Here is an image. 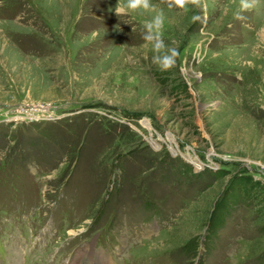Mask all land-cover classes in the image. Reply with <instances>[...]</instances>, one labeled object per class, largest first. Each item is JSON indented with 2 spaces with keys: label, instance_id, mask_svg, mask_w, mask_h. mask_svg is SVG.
I'll return each instance as SVG.
<instances>
[{
  "label": "rangeland",
  "instance_id": "374dc122",
  "mask_svg": "<svg viewBox=\"0 0 264 264\" xmlns=\"http://www.w3.org/2000/svg\"><path fill=\"white\" fill-rule=\"evenodd\" d=\"M116 2L0 0V264H264V0Z\"/></svg>",
  "mask_w": 264,
  "mask_h": 264
},
{
  "label": "clouds",
  "instance_id": "9594fccd",
  "mask_svg": "<svg viewBox=\"0 0 264 264\" xmlns=\"http://www.w3.org/2000/svg\"><path fill=\"white\" fill-rule=\"evenodd\" d=\"M161 3L168 10L178 9L185 13L191 9L203 7L202 0H161ZM256 3L257 0H239V11L236 13V19H243L242 13L253 9ZM147 12H155L156 14L151 19L144 21L142 38L146 42L145 46H151V51L153 52L152 63L160 71H168L175 65L179 53L177 49L169 48L165 44V16L163 9L157 11V6L153 5L151 0H117L114 6V13L117 17ZM198 19L199 16H192L193 23Z\"/></svg>",
  "mask_w": 264,
  "mask_h": 264
},
{
  "label": "bare ground",
  "instance_id": "6f19581e",
  "mask_svg": "<svg viewBox=\"0 0 264 264\" xmlns=\"http://www.w3.org/2000/svg\"><path fill=\"white\" fill-rule=\"evenodd\" d=\"M107 262V261H106ZM101 263H103V262H101ZM105 264V263H104Z\"/></svg>",
  "mask_w": 264,
  "mask_h": 264
},
{
  "label": "trees",
  "instance_id": "16d2710c",
  "mask_svg": "<svg viewBox=\"0 0 264 264\" xmlns=\"http://www.w3.org/2000/svg\"><path fill=\"white\" fill-rule=\"evenodd\" d=\"M222 173V172H221Z\"/></svg>",
  "mask_w": 264,
  "mask_h": 264
}]
</instances>
